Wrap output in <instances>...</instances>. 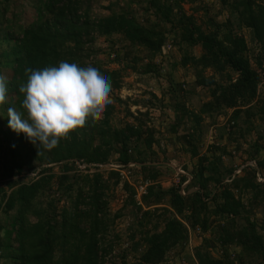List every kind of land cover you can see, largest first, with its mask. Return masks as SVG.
<instances>
[{
  "label": "trees",
  "instance_id": "1",
  "mask_svg": "<svg viewBox=\"0 0 264 264\" xmlns=\"http://www.w3.org/2000/svg\"><path fill=\"white\" fill-rule=\"evenodd\" d=\"M31 1L36 19L24 26L18 18L21 12L6 17L3 10L9 0H0V75L9 70L5 77L7 99L0 105V264H106L107 255L120 240L118 236L111 239L112 227L122 211L130 207L129 211L136 213V225L130 237L132 244L121 255L120 264H129L128 253L138 264H170L169 254L188 243L185 223L205 236L194 249L197 264H234L232 247L240 250L239 264H264V235L251 219L255 209L264 207V183L259 184L257 178L258 172L263 174L264 155L258 157L264 154V146L255 145V151L248 152L246 162H256L258 171L246 167L241 175L234 176L235 168L224 167L217 155L219 148L212 147L213 158H199L192 171L186 196L181 190L187 176H181L179 187H150L142 204L148 208L168 198V208L144 210L136 202L135 190L125 184V208L112 214L111 183L118 186L121 181L120 173L107 167L114 159L123 167L135 164L144 178L154 183L162 176L163 165L147 159V152L139 153V158L130 154L141 142L151 153L156 143L153 131L144 129L138 119V125L114 127V107L107 105L101 114L89 117L81 129L47 151L38 149L24 134L12 131L7 117L8 107L22 111L19 87L26 83L25 69L29 68L40 70L60 61L93 66L109 77L110 92L120 90L121 71L87 62L95 54L98 35L118 36L128 43L134 55L126 56L134 72L158 75L159 67L153 60L167 41L164 29L170 25L168 32L174 35L175 47L182 54L181 67L193 69L196 86L207 90L209 96L198 111L190 112L180 102L174 108L177 122L185 118L192 123L186 138L192 158L198 156L205 118L226 117L228 111L231 116L219 130L220 138L228 134L240 147L243 143L239 140L246 142L256 130L253 119L258 117L264 123V92L260 93L263 81L241 34L242 30L250 31L252 40L264 50V4L257 0H224L230 9L228 20L221 23L210 19L209 27L204 29L183 7L196 0H124L130 7L135 2L145 4V23L131 8L94 19L90 11L83 10L89 1ZM196 47L202 50L200 56L190 52ZM137 49L145 52V57L137 56ZM115 53L116 62L121 64L125 57ZM145 59L149 64H143ZM257 64L263 65L261 55ZM207 71L212 74L207 75ZM115 101L123 104L121 99ZM79 163L92 168L85 172L79 169ZM99 166L109 171L101 173ZM54 167L60 169L59 175ZM91 170L94 173H89ZM30 173L37 176L30 183L22 182V177ZM212 249L219 250L220 257H215Z\"/></svg>",
  "mask_w": 264,
  "mask_h": 264
},
{
  "label": "rangeland",
  "instance_id": "2",
  "mask_svg": "<svg viewBox=\"0 0 264 264\" xmlns=\"http://www.w3.org/2000/svg\"><path fill=\"white\" fill-rule=\"evenodd\" d=\"M84 1L89 2L83 6V10L90 11V14L94 19L107 17L112 11L121 13L123 9L131 8L136 17L139 18L142 23L148 21L143 17L145 4L142 6L138 2H135L130 7L126 1L124 2V0ZM257 2L264 4V0H257ZM183 7L187 15H193L197 24L203 26L204 29L209 27L208 21L210 19L225 23L229 18L230 9L226 8L224 0H196L192 4H184ZM1 9H4L2 5ZM3 11H6V17L11 16L13 13L19 15L21 12L18 18L24 26L32 24L36 19V11L30 0H9L7 8ZM151 20H154V18H151ZM169 28L170 25L164 29V31H166V42H171L175 46V38L174 35L168 32ZM241 34L247 40L249 56L252 59L253 67L261 75L263 82L260 86V93L263 95L264 50L252 40L250 31L242 30ZM94 51L95 54L92 58L88 59V63L93 62L100 64L104 69L109 71H121V89L110 92L109 94L111 99L109 105L114 107L112 118L113 126L122 128L128 123L138 125L136 120L138 119L145 125L144 129H149L154 133L156 143L154 144L151 153L146 151L142 142L138 146L137 151L132 150L130 152V154L134 155L136 158H139V153L145 154L147 152V159L151 161L158 160L159 164L163 165V168H161L162 176H160L157 183L152 182L153 186L157 185L164 190L172 187H179L180 179L183 174H177L175 170L182 169L185 173L191 175L199 158H213L214 149L212 150V147L219 148L217 155L218 157L221 156L224 167H233L237 172L238 167L248 160V152L255 149V145L264 146V138L260 136V134L264 136V123L260 121L258 117L253 119L256 130L247 136L246 142L239 140L240 143H243L240 145L242 150L236 145V142L233 140L234 137L230 138L228 134H225L223 138H220L221 133L219 130L224 129L231 116V111H228L226 117L205 118L202 124L203 136L197 146L198 156L192 158L191 152L188 151V145L186 143V138L188 137V134L191 133L192 123L189 119L185 118H182L180 122L174 121V108L178 105L177 102H180L188 111H198L199 107L209 100V96L207 90L196 86V78L193 69H184L181 67L180 61L182 54L179 52V49L175 47V52L167 62L159 59L158 56L154 58L153 64L159 67L158 75H144L143 73L141 74V70H139L140 74L134 72L128 65L131 53H133V56L134 51L132 52V49H129L128 47V43L120 40V37L118 36L107 38L98 35L94 44ZM201 51L200 47L190 50L191 54L195 56H200ZM115 52H119L120 55L125 57L121 64L116 62L117 54ZM128 54L130 57L126 56ZM136 55L143 58L146 54L142 50L137 49ZM260 55L263 58L262 67L257 64V58ZM149 62L148 59H145L143 64H149ZM8 73L9 70H4V77H6ZM206 74L211 75L212 72L207 71ZM115 99H121L123 104L116 102ZM130 114L132 117L129 116ZM214 121L215 125L213 124ZM146 138L147 135L143 136V139ZM224 152L227 154H222ZM229 154H232V156ZM262 155L264 154L262 153L258 159L261 158ZM113 163H115V159L112 161V164ZM105 167H99V172L106 173L109 171L108 168ZM88 168L92 167L86 166V170ZM169 168H171V170H169ZM86 170L83 171L86 172ZM262 171L264 175V169ZM54 172L59 175L60 169L54 167ZM131 172L132 174L129 178L133 177L134 180L146 181L142 170L138 166L133 168ZM236 172L234 176L242 174H236ZM89 173L94 172L91 170ZM34 174L36 173L24 175L21 181L30 183L35 177ZM120 179L121 181L118 186H113L114 183H111L112 186L109 191V195L112 197V200L110 201V211L112 214H116L125 208L124 206L128 199V195L124 190L125 184H128L133 188L121 175ZM258 183L263 184L264 182ZM187 185H189V183ZM185 192L188 194L187 190H185ZM246 200L247 197L244 198L245 202ZM64 202L66 201L64 200ZM152 204L154 205L148 208L144 204L139 206H142L144 210L152 211L168 208V198L159 205L155 203ZM63 205V203L60 204V208H62ZM131 209L132 208L130 207L128 210H123L122 217L116 220L112 227L111 239L118 236L120 240L118 242L119 244L113 248V251L107 255L106 264H120L123 252L129 251V247L132 244L130 242L132 228L136 225L137 218L135 212H130ZM251 217V219L257 223L258 231L264 235V207L262 206L255 209ZM185 225L189 231L188 243L184 248L178 247L169 254L168 261L170 264H197L194 258V249L203 243L205 236H203L198 230L194 231L191 229L187 223H185ZM230 250L231 258L235 261L234 264H239L237 255L240 254V250L236 247H232ZM211 251L215 257H220L219 250L212 249ZM127 262H129V264H138L137 259L131 253H128Z\"/></svg>",
  "mask_w": 264,
  "mask_h": 264
},
{
  "label": "clouds",
  "instance_id": "3",
  "mask_svg": "<svg viewBox=\"0 0 264 264\" xmlns=\"http://www.w3.org/2000/svg\"><path fill=\"white\" fill-rule=\"evenodd\" d=\"M25 74L27 81L19 87L22 111L7 108L8 126L38 149L53 150L111 103L110 79L96 67L60 61L40 70L25 69ZM6 99V80L0 75V105Z\"/></svg>",
  "mask_w": 264,
  "mask_h": 264
},
{
  "label": "built area",
  "instance_id": "4",
  "mask_svg": "<svg viewBox=\"0 0 264 264\" xmlns=\"http://www.w3.org/2000/svg\"><path fill=\"white\" fill-rule=\"evenodd\" d=\"M174 52H175V46L171 42H166L165 45L161 48V53L158 55V58L167 62L171 59ZM99 167H104V166H99ZM107 167L115 169L116 171L120 173V175L124 179L128 181V183L135 190V199H136L137 204L142 205L143 197H145L148 194L149 188L153 186L152 181L134 180L133 177H130L132 179L131 181L129 176H131L132 174L131 172L132 169L136 167L135 164H130L128 167H123L120 165H108ZM246 167H251L254 170L258 171L257 163L254 161H251V162L246 163L245 165H241L239 170L236 172V174H241L242 170ZM79 168L81 170H84L86 169V165H81L79 163ZM34 176L36 177L37 174H34ZM257 178H258V182H264V175L261 174L260 172H258ZM187 184L188 183H185V185H183V188L181 190V194L183 196H186L185 187Z\"/></svg>",
  "mask_w": 264,
  "mask_h": 264
},
{
  "label": "crops",
  "instance_id": "5",
  "mask_svg": "<svg viewBox=\"0 0 264 264\" xmlns=\"http://www.w3.org/2000/svg\"><path fill=\"white\" fill-rule=\"evenodd\" d=\"M178 118V116L176 115V113L174 114V121H176V119ZM177 122V121H176ZM246 163H248V162H245L243 165H245ZM112 165H117V163L115 162V163H113ZM175 168V167H174ZM175 172L177 173V174H183V176H187L188 177V181L187 182H185V183H190V181L192 180V177H191V175H189V174H187V173H185V171H183L182 169H177V170H175ZM179 172V173H178ZM185 185V184H184ZM187 186V185H186Z\"/></svg>",
  "mask_w": 264,
  "mask_h": 264
}]
</instances>
